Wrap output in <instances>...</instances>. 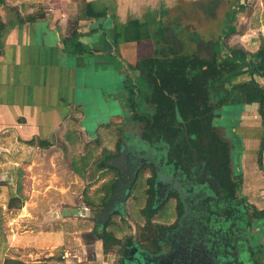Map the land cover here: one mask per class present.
Returning a JSON list of instances; mask_svg holds the SVG:
<instances>
[{"label": "crops", "instance_id": "1", "mask_svg": "<svg viewBox=\"0 0 264 264\" xmlns=\"http://www.w3.org/2000/svg\"><path fill=\"white\" fill-rule=\"evenodd\" d=\"M180 1L0 2V141L3 142V148L48 150L58 144L60 149L71 150L95 141L98 143L97 155H102L103 149L112 150V147L104 146L106 140L101 134L106 128L113 130L115 126H121L123 120L126 124L129 122L126 119L131 115L128 113L130 78L139 76L134 64L141 58L151 56L152 45L157 43V27L161 26L163 30L168 27L180 37L181 33L175 26L164 25ZM243 2L240 0L236 15L233 13L232 28L236 27V31L233 29L228 33L224 42L228 47L235 45L252 54L259 49L260 41L264 39V0H256V4L251 0L254 6L249 3L243 5ZM84 5H87L86 8ZM78 6L84 10L82 17ZM89 7L97 16L88 14ZM251 7V12L247 13ZM173 20L177 21V17ZM222 20L226 25L227 18ZM243 21H248V24L241 29ZM144 47H148L149 54L139 53V49ZM96 77L98 79L95 81ZM258 79L264 85L263 77ZM99 92L104 103L112 101L115 107L114 111L105 110L107 122L97 121L103 111L101 107L95 108ZM238 110L236 113L242 118L230 131L237 142L233 153V172L238 184L236 192H240L239 197L245 201L244 204L249 205H245L248 213L253 208L258 212L264 209L262 120L257 103L247 104ZM94 125L97 126L96 130L91 128ZM224 127H227L225 132H229L230 127ZM91 132L96 133V138L92 137ZM40 141L47 143L46 147H40ZM83 155L79 153L76 157ZM36 163L39 164L36 160L28 163V160L19 156L3 160V183L10 185L8 176L15 173L16 178H20L22 173L24 175L25 166ZM40 163L44 165V161ZM80 174L78 176L83 178ZM17 187L14 192H23ZM9 192H13L12 188ZM10 195L19 198L20 207L8 208L6 203L7 209L20 210L16 220L30 221L33 232L31 235L6 234L5 243L0 236V264H4L6 259L47 264H117L113 259L106 260L110 253H103L102 241H96L95 254L81 258L71 253L72 232L67 223L73 212L71 207L56 212L55 204L47 201L43 211H36L39 209L36 207L30 214V199L27 195ZM33 212L40 213L42 218ZM25 213H29V216H24ZM57 215L60 217L55 218ZM57 220L61 222L59 225L65 227L57 228L53 224ZM44 223L52 225L38 230L37 227ZM250 224L253 232L259 236L256 242L260 249L255 259L258 264H264V217L252 219ZM19 248H22L21 252L27 250L26 256L30 258L16 254L14 251L18 252ZM57 249L61 250L58 254Z\"/></svg>", "mask_w": 264, "mask_h": 264}, {"label": "trees", "instance_id": "2", "mask_svg": "<svg viewBox=\"0 0 264 264\" xmlns=\"http://www.w3.org/2000/svg\"><path fill=\"white\" fill-rule=\"evenodd\" d=\"M214 2H217V0H214ZM86 6L84 5V8ZM78 11L82 17L84 14L82 6H78ZM202 11L205 12L204 9ZM209 11L213 15L211 9ZM88 14L97 16L90 7L88 8ZM187 34L195 42L192 51L174 54L173 56H168L164 52L159 57L151 55L141 58L135 63L134 68L138 71V77L144 80L146 87L140 91L136 83L131 81L129 90L132 96L129 95L128 103L132 108H137L134 97L136 98L137 93L143 92L145 101L153 107L150 115H148L149 123L152 127L150 133L146 136L153 138L156 136L159 140V143L155 145L158 148V155L166 158L167 164L171 166V174L183 171H186L185 174H190L191 171L187 172L186 164L192 159L193 162L196 159L201 160L203 162L201 164L202 168L211 166V169L215 172V181H210L204 176H201L198 182L194 181L199 183L200 187L209 181L208 186L213 191L205 192L202 195L204 205L197 204L201 211L200 214L205 216V213L210 212V209L216 213L217 221L214 228L216 237L224 236L226 228L229 229L231 235L236 234L240 237L241 232L244 234L245 230L251 227V224L247 221L250 222L251 218L264 217V209L257 212L253 208V211L247 214L245 205H249L244 204L245 201L240 202L238 200L236 194L237 181L234 176L229 175V144L211 127L215 125V122L218 124L214 114L218 111L222 112L221 110L226 105L243 106L244 104L257 103L258 114L262 120L264 132V85L259 79L252 76L253 70H257L262 77L264 76V39H261L259 49L255 53L250 54L241 48H229L223 43L221 36L205 40L197 33L189 32ZM172 36L178 38L181 47H183V41H180V37H177L173 30L168 27L163 30V39H168L171 42L173 40ZM206 50H210V53L205 54ZM227 60L232 62L234 74L239 75L244 72L251 77L240 82H231V76L221 69V64ZM243 66L247 68L243 71H238ZM210 69H214L216 73L212 77L207 78L206 85L202 84L199 87L191 88L193 77H200L206 70ZM180 84H185L186 89H180ZM219 106L222 109L215 110L214 113V108ZM206 140L207 143L204 146L203 142ZM39 145L40 147H46L47 143L40 141ZM163 151L164 153L166 151L167 155L162 153ZM109 156L110 154L108 155L104 152L95 160L98 163H94L99 168H104L106 166L103 162ZM258 158L260 162L261 152ZM89 163V161L85 164L82 163V169H79L77 163H74L73 168L76 173L80 174V171H82L80 175L84 176ZM192 177L193 174L189 175V178ZM150 181H152V178ZM107 183H110V181ZM107 183L104 184V192L93 196V199L87 198L85 200L87 206L99 209L105 206L112 196V185L110 183V186H107ZM191 183L196 187L198 185ZM224 187H227V191L219 192ZM217 190L218 192H214ZM147 191L145 192L146 196H144V205L139 211V216L143 219V222L137 221L135 223L136 237L131 234L116 236V231H122L123 229L122 226L115 224V221H113V215L117 212L107 216L102 224V231L98 238L102 241L103 253H113L119 260L118 264H125L124 256L127 255L129 248L133 244H137L144 255L140 257L141 260L148 261V264H162V259L157 258V256L162 255V251L158 248L161 247L166 236L164 237L160 233L163 227L162 223L153 220L160 206L158 207L159 203L154 196V192H152L151 185ZM128 193L131 195L132 192ZM238 204L239 207L237 206ZM7 207H20L19 198L15 195H10ZM234 208H239L240 211L230 212ZM220 209L223 212L219 215ZM244 222L248 227L244 226ZM107 226H112V229L108 230ZM254 233L249 230L246 235L244 234L246 236L245 244H247L250 254L241 260L238 258L241 262L232 258L231 251L237 253L240 251V248H236V243L232 242L225 245V241H221L218 238L215 249L211 250L215 256L214 261L210 262V252H205L203 244H195L192 245L191 254L183 255L182 262L183 264H228V262L231 264H243L249 257L247 264H255L254 254L260 247L258 245H256L258 249L253 247L255 244ZM150 251L153 252L149 256L146 252L150 253ZM186 252L188 253L187 249ZM153 256H156L159 261L154 260ZM134 261L136 260L134 259ZM136 262L135 264H142L140 261ZM4 264L47 263L6 259Z\"/></svg>", "mask_w": 264, "mask_h": 264}, {"label": "rangeland", "instance_id": "3", "mask_svg": "<svg viewBox=\"0 0 264 264\" xmlns=\"http://www.w3.org/2000/svg\"><path fill=\"white\" fill-rule=\"evenodd\" d=\"M3 0H0L2 2ZM218 2H214V0H182L177 3V8H173L174 12H171L169 14V17L165 21V26H175L180 31V41L182 40L184 45L181 47V43L179 42L178 38H173V40L170 42L168 39H163V29L160 27H157L156 38L157 43L154 42L151 48L152 53H150L148 47H144L143 49H139V53L141 54H149L152 56H161L164 52L167 53L168 56H173L174 54H181L182 52H190L192 51L193 45L195 42L193 39L187 35L189 32L198 33L206 40H211L215 38L216 34L219 33V24L222 19H228V15H224L225 13L229 14L231 11H234V15H236L237 6L240 4V0H217ZM243 5H246L249 3L251 6H254V2L250 3L251 0H243ZM255 1L256 4V0ZM3 3V2H2ZM210 5L213 6V9H216L218 11V15H214L211 17V15L206 14L205 12L209 10ZM1 7V6H0ZM234 7V9H233ZM220 8H222L225 11H220ZM204 9L205 12L202 11ZM252 10V7L250 10H248L247 13H250ZM232 14V13H231ZM177 17V21H174L173 18ZM250 16V15H249ZM244 20V19H243ZM248 24V21H243L242 27H246ZM232 28V25H231ZM234 29V28H233ZM236 31V27L234 29ZM157 44V45H156ZM141 47V46H138ZM229 48H238L235 45H232ZM210 50H206L205 54H209ZM138 61V60H137ZM136 61V62H137ZM135 66V64H134ZM233 64L231 61L227 60L224 61L221 64V69L223 72H226V74H229L231 76V82H240L245 79L250 78L251 76L247 73H240L239 75L234 74L235 71L233 70ZM136 70V69H135ZM136 73L138 74V71L136 70ZM216 71L214 69L206 70L202 76H195L193 77V82L191 84V88L199 87L200 85H206V80L209 77H212L215 75ZM235 75V76H234ZM253 77H262L257 70H253L252 73ZM114 80H116V77L113 75ZM98 78H95V81ZM264 80V76L263 79ZM260 81V80H259ZM115 84V83H114ZM180 89L185 90L186 86L185 84L179 85ZM132 96V95H131ZM97 100H95V108L101 107L102 113L101 117L97 118L98 120H102L103 122H107V117L104 116L105 110H112L114 111L115 107L113 106V102L104 103L103 96L101 95V92L96 95ZM96 99V98H95ZM129 104V103H128ZM142 104V105H141ZM141 104L137 106V108H133L128 106V113L129 115L126 120L129 122L126 124L124 123V120L120 123L119 128H115L116 133L114 132V129L111 130L110 128H106L103 130V134L101 136L106 141L104 142V146L107 147H113V144L117 140H123L125 141V144L121 147L124 149V146H126V149H130L133 145L134 147H137V149L142 148L145 152H147V146L151 141L150 139L144 140L146 133H150L151 131V125L149 123V111L152 107L150 103H147L144 100H141ZM131 105V104H130ZM247 105V104H245ZM243 105V107L245 106ZM249 107V106H248ZM247 107V108H248ZM229 109H235V112L237 111L236 106H230ZM251 109V108H250ZM255 109V107H254ZM222 111V110H221ZM239 112V110H238ZM238 112L235 115L236 118V125L238 121L241 120L242 116L240 117V114ZM230 115L233 113L229 111ZM226 116V120H230L232 116ZM216 116L217 121H222L223 116L218 117ZM229 117V118H228ZM223 123L225 121H222ZM228 124V123H227ZM92 130H96L97 126L94 125L91 127ZM231 128V127H230ZM101 130V128H100ZM232 130V128H231ZM92 137L96 138V133L91 132ZM134 137H136V140H133ZM138 137H143L142 141L139 140ZM264 139V135L262 136ZM74 142H77L74 138H72ZM128 139V140H127ZM57 140V139H56ZM96 140V139H95ZM131 145H127V141ZM139 140V141H138ZM57 141H60L59 139ZM138 141V142H137ZM148 142V143H147ZM154 142V141H153ZM147 143V144H146ZM98 143L93 141L91 144H85V147H79L71 150H63L60 149L58 144L54 145L53 148H50L48 150H36V149H26V150H18L13 148L4 149L3 148V142L0 141V236L3 237V242H7V236L6 234H13V235H21L33 232L32 226L30 225V221H23V220H16L21 213L20 210H9L6 207L7 200L9 198V195L11 193L14 194H25L28 196L29 204H28V212L31 214L33 210L36 209V207H39V211H43V207H46L45 204L47 201L53 202L55 204V210L58 212L64 207H71L73 212L71 213V216L67 219L70 224L69 231L72 232V249L71 253L78 254L83 257H87L91 253L95 254L97 251V247H95L96 241H101V239L98 238L102 231V223L98 222L96 220L98 217V211L99 208H91L86 205L85 200L93 199V196L99 195L102 192H104V184L109 182L111 178H113L114 173L113 171L109 169L99 168V166L94 163L98 161H95L100 154L98 150ZM140 146H135V145ZM110 145V146H109ZM153 147V153L157 152L154 151L155 145H152ZM112 149V148H111ZM98 150V151H97ZM151 150V149H150ZM112 151V150H110ZM20 153V155H18ZM79 153H84L83 156L76 157ZM17 156L23 158L25 161L28 160V163H31L32 160H36L39 162L35 165L30 164V166H25L26 169L24 170V175L22 173L21 177L16 178V174L12 173L10 177L8 176L9 184L6 186L5 183H3V160L6 159H15ZM72 159V160H71ZM75 159V161H74ZM133 159V158H132ZM136 159V158H135ZM44 161V165H41L40 162ZM72 161V162H70ZM86 161V162H85ZM89 163V166L86 169V172L84 173L83 178L78 176L79 174L75 172V169L73 168L74 163H77V167L79 169H82V163ZM106 161V160H104ZM133 161V160H132ZM53 162V163H51ZM139 163V162H137ZM105 165V164H104ZM11 166V165H10ZM140 167V164H137L134 166V170L138 169ZM29 168L30 171L28 170ZM22 170V169H21ZM32 171V172H31ZM140 182V180L138 181ZM112 188V194L113 192L117 193L116 191L119 190V188H116V182L110 181ZM110 183H107V186H110ZM17 188H20L23 192H14L15 186ZM130 184L127 182L126 186H129ZM13 190V192H9V189ZM16 188V189H17ZM227 187L222 188L224 191H227ZM117 189V190H116ZM131 189V186L127 188V194L125 195V201L124 204L120 205L121 209L120 212L115 213L113 215V221H115V224H119L122 226V231H116V236L120 237L123 235L131 234L134 237L135 236V223L143 222V219L139 216L140 208L144 205V196H146V193L141 189V186H136L134 189H132L131 195H129L128 191ZM25 190H29L31 192H25ZM116 190V191H115ZM121 191V190H120ZM124 192V191H121ZM220 192V191H219ZM53 194L55 196L53 197ZM119 194V193H118ZM117 194V195H118ZM129 195V197H127ZM110 199V198H109ZM3 205V208H2ZM239 207V204L237 205ZM123 207V208H122ZM35 208V209H34ZM231 209V208H230ZM74 210H77V212H74ZM159 215L156 217L158 222H167L169 219H172L174 217V213H172L171 205H162L160 207ZM219 211H222L220 209ZM232 211H240L239 208H234ZM26 212V211H24ZM29 213H25L24 216H29ZM36 216L39 215L40 218H42L41 214L38 212H33ZM60 216L57 215L55 218H59ZM30 220V219H29ZM249 223V221H247ZM61 223L59 220L53 222V224H56L57 228L65 227L64 225H59ZM216 222L212 221V219H207L202 214H188L184 219H182L173 229H171L168 234H165L166 239L173 242V248H171V251L168 253H162V255L157 256L159 259H164L165 264H183L182 259L183 255H189L191 254L190 250L193 248L192 245L195 244H203L207 252H210V262L215 260V256L212 254V251L215 249V246L213 247L212 251H209L208 247H211V242L209 244V238L208 234L210 232L214 231V228L216 227ZM52 224L44 223L42 225H39L37 227L38 230L47 229V227L51 226ZM69 226V225H68ZM247 226V225H246ZM248 227V226H247ZM10 228L12 230H10ZM107 229H112V226H107ZM26 230V231H25ZM60 230V229H59ZM249 230L253 232V229L250 227L248 230H245L244 234L246 235ZM255 232V231H254ZM242 232L240 233V240L238 243H236L237 248H240V251L237 253L235 251H231L232 258L235 260H238V262H241L240 260L245 258V256H249L250 251L248 250V247L245 244L246 236ZM17 238V237H16ZM19 241L18 239H16ZM21 238V237H20ZM227 239V237L225 236ZM255 238V244L253 245L254 249H258L256 247V244L259 239L258 233H254ZM31 240V239H30ZM245 240V241H244ZM136 242V241H135ZM259 246V245H258ZM170 248L167 244L162 245L158 249L164 250V252L168 251ZM22 248H19L18 252L14 251L16 254L23 256L24 258H30L26 256L28 253L27 250L24 252H21ZM186 249L188 250V253L186 252ZM61 250L57 249V254L60 253ZM101 252V250H100ZM153 251H150V253ZM24 254V255H22ZM208 255V254H207ZM257 252L254 254V257L257 256ZM144 255L141 252H138V254L132 255V258L136 261H140V257H143ZM253 257V255H252ZM103 257H100L102 259ZM155 256H153V259L157 262L159 261ZM240 260H239V259ZM111 259L114 260L115 263H119L118 258L113 254L110 253L106 260L111 261ZM152 259V260H153ZM249 260V257H247V261ZM134 261V262H136ZM244 261V262H247ZM137 263V262H136ZM143 264H147L148 261L142 262ZM255 264H258L257 261H255Z\"/></svg>", "mask_w": 264, "mask_h": 264}, {"label": "flooded vegetation", "instance_id": "4", "mask_svg": "<svg viewBox=\"0 0 264 264\" xmlns=\"http://www.w3.org/2000/svg\"><path fill=\"white\" fill-rule=\"evenodd\" d=\"M210 9H211V13L213 15L210 14V11H209ZM209 10L206 11L207 13L206 12L205 13L208 15H211V17H213L214 15H216V16L218 15V11H216V9H213L212 5H210ZM220 11H225V10L220 9ZM231 13H229V14L225 13L224 14V15H226V14L229 15V18L225 21L226 25H224V21L220 22L219 33L215 36V37L221 36L223 43H225L224 37L233 30V28H231V25H232V21H233L232 19H234V15H233L234 11H231ZM246 68L247 67L243 66L242 68L238 69V71H241V70L243 71ZM255 78L258 79L257 77H255ZM131 81H132V83L133 82L136 83V85L139 87L140 91L145 89V87H146L144 80L137 77V76H133L132 78H130V82ZM130 92L131 91L129 90V95H131ZM144 97H145V94H143V92L137 93L136 98L134 97V102H135L136 106L141 104V100L145 101ZM230 106H236L237 110L241 109L243 107L240 105L237 106V105H232V104L229 106L226 105L223 108L222 112L218 111L216 113H215V110H219V109L221 110L222 107L219 106V107L214 108V113H215L214 116L219 115L218 117H221V115H222L223 116L222 121H225V122L223 123L222 121H218V124H217V122H215V125L211 128L213 130H215V132H217L221 138L227 140V143L229 144V147H230L228 150L229 175L234 176V178L236 180V175L233 172V160H234V154L233 153H234V149L236 147L237 142L235 140H233V138L230 134V131H232L231 128H234V126H235L234 124L236 123V118L234 115V114H236V112H235V109H229ZM133 108H131V109H133ZM152 108L153 107L150 108V111L148 113L149 115L151 113ZM229 111H231L233 114L230 115V113H228ZM228 115L232 116L230 118V120H226V116H228ZM225 125H227L228 127H231V128H228L229 132H225L226 128H227V127L226 128L224 127ZM119 127L120 126L114 127L115 133H116L115 128L117 129ZM147 134H149V133L144 134L146 137V138H144V140L150 139V141H151L148 145H146L147 146V152H145L142 148L137 149V147H134L132 145L130 149L127 148V153L124 154V156L121 158L122 159L121 165L126 164L130 170L131 169L134 170V166L137 164H140V167L138 169L134 170L135 178H134V181L132 182V184L130 185L131 189H129L128 192H132V189H134L136 186H139V185L141 186V189L144 192H148L147 189L151 185L152 189H153L152 192H154V196L157 199V202L159 203L158 207L159 206L161 207L162 205H165V206L171 205V210H172V213H174V217L172 219H169V221H167V222H161L163 227H162L160 233L163 236L165 234H168V232L171 229H173L188 214H190V213L195 214L196 213L199 215L201 211L199 209V206H197V204L204 205V201L202 200V195L205 192H213L212 188L210 186H208L209 181H207L205 184L201 185V187L199 186V183H196L194 181L196 180L198 182L199 178L201 176L208 178L210 181H215L216 176H215V172L213 171V169H211V166H206V167L202 168L203 166L201 164L203 162L201 160H197V159L194 162L192 161L193 160L192 159L191 161H188V163L186 164L187 170H188L187 172L191 171L190 174H185L186 171H183L181 173L171 174V171H172L171 166L167 164L165 157H161L158 155L159 152H158L157 146H155V148H154V151H157V152L153 153V149H152L153 147H151V146L158 144L159 140L156 138V136H154V138L148 137V136H146ZM138 138H139V140L141 139L142 141H144L143 137H138ZM133 140H136V137H134ZM206 143H207V140L203 142L204 146H206ZM124 144H125V141L123 142V140H120V141L116 140L115 143L113 144L112 151L103 149L101 151V153L105 152L108 155L110 154V156L108 158H106L105 160L110 159L112 157L119 156L121 153V150H122L121 147ZM127 145H131V144H129V142H128ZM135 146H140V145L136 144ZM164 149H166V148H164ZM162 153H164V151ZM164 154L167 155L166 151ZM137 162H139V163H137ZM196 162H197V164H196ZM103 163L105 164V161ZM105 166L106 167H104V169H109V170L113 171L114 176H113V178H111L110 181L114 182L119 175L118 169L115 167H112V166H108L106 164H105ZM196 171H197V173H196ZM191 174H193V177L189 178V175H191ZM151 178H152V181H150ZM139 180H140V182H138ZM191 182L198 184L197 187L193 186ZM236 190L238 191V185H237ZM219 191L223 192L224 190L221 188ZM214 192H218V190L214 191ZM236 194H237L238 200L240 202H242L243 199H241V197H239L240 192H236ZM144 200H145V198H144ZM159 212H160V210H157L156 214L154 215V218H153L154 221H156V219H157L156 217L159 215ZM219 212H220L219 213V215H220V214H222L223 211H219ZM246 212H247V210H246ZM215 214L216 213L212 209H210V212L205 213V217L207 219H212L213 222L214 221L216 222L217 216ZM247 214H248V212H247ZM202 216H203V214H202ZM251 219H253V218H251ZM244 226L246 227L245 222H244ZM224 234H225L224 236L221 235L220 237H216L215 231L210 232L208 234L209 244H210V242L212 244L211 247L210 246L208 247L209 251H211L213 249L214 245H216L217 238L220 239L221 241L224 240L225 245H228L232 242L238 243L240 240V237L237 236L236 234L231 235V232L227 228H226V231ZM225 236L227 237V239L225 238ZM164 239H166V237ZM165 244H167L170 248H168L169 250L166 252H164V250H161L163 254L170 252L171 248H173V242H171L169 240H164L162 242V245H165ZM236 248H237V245H236ZM205 252H206V250H205ZM137 262H139V261H137ZM161 262H162V264H165L164 259H162ZM229 263L230 262H228V264ZM247 263L248 262H243V264H247Z\"/></svg>", "mask_w": 264, "mask_h": 264}, {"label": "water", "instance_id": "5", "mask_svg": "<svg viewBox=\"0 0 264 264\" xmlns=\"http://www.w3.org/2000/svg\"><path fill=\"white\" fill-rule=\"evenodd\" d=\"M126 64V63H124ZM127 153V149L124 146V149L122 148L121 153L119 156L117 157H112L110 159H107L105 161V164L108 166H112L118 169L119 171V175L117 177V179L114 181V184L116 182V188H119L118 191H116L117 193L113 192L112 196L110 197V199L108 200V202L105 204V206L100 209L97 213H98V218L96 220H98V222L100 223H104L105 219L107 216L111 215L114 212H120L121 206L122 204H124L125 198H126V194L127 192V188H129V186L132 184V182L134 181L135 178V172L133 169H129L128 166L125 165H121L122 163V157L124 156V154ZM127 182L130 184L129 186L127 185ZM124 192H121V191ZM119 193V194H118ZM118 194V195H117ZM123 208V207H122ZM136 252H141V250L139 249L138 245L133 244L130 248L129 251L127 253V255L124 256V261L125 264H135L134 259L132 258V255H134V253ZM149 256L151 255V253L146 252ZM157 255V254H156ZM156 257V256H155ZM143 262V260L141 261Z\"/></svg>", "mask_w": 264, "mask_h": 264}]
</instances>
